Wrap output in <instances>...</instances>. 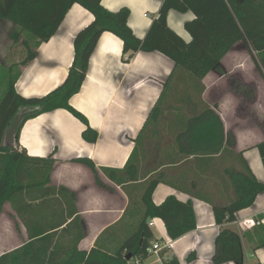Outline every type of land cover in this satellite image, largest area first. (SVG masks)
Returning <instances> with one entry per match:
<instances>
[{
    "label": "crops",
    "instance_id": "0c3cea01",
    "mask_svg": "<svg viewBox=\"0 0 264 264\" xmlns=\"http://www.w3.org/2000/svg\"><path fill=\"white\" fill-rule=\"evenodd\" d=\"M163 1L102 0V4L111 11L129 8L128 24L138 37L144 38ZM93 18L88 9L75 3L57 32L39 46L37 56L26 64L17 62L19 76L15 87L20 95L44 96L63 83L74 60V39ZM193 18L191 11L181 13L170 10L168 24L186 42H190L192 36L185 23ZM238 44L222 60L228 73L213 70L202 80L205 89L201 103L196 90L190 87V74L181 68L175 71V64L169 57L158 51H139L128 58L123 55V40L112 32H104L90 57L81 89L70 99L71 105L83 113L90 127L98 132L97 141L89 142L83 137L87 125L65 108L31 117L22 125L18 138L16 133L14 137H11L12 133L10 135L23 155L52 157L55 164L50 182L40 187H30L16 198L18 209L10 201L5 203L0 215V234L1 230H8L20 243L4 251L2 245L4 241L8 243L6 237L0 244V255L14 250L29 239L23 217L32 230L33 222L40 223L37 226L40 230L48 224L58 225L66 219L69 223L79 215L84 236L78 248L89 251L98 241L99 245L113 249L120 240L136 230L144 211L142 195L145 187L150 180L159 179L153 191V202L161 204L169 195H175L184 202L191 200L197 221L195 230L174 240L168 236L161 218L150 217L147 220L154 221L149 226L155 236L151 246L155 241L171 243L170 248L164 249V258L176 256L181 264H215V239L221 228L226 227L241 236L245 264L264 263V246H260L264 241V226L245 228L238 222L254 215L264 217V192L257 196L251 207L239 211L236 220L223 225L217 224L213 210V204L222 206L235 197L225 169H239L238 154L243 155L257 179L264 183V164L257 148L264 141V130L248 116L244 117L236 100L228 97L231 96L229 79L236 71L228 68L226 61L232 60L236 64V56L229 55ZM245 79L248 80L246 75ZM166 83L170 85L171 92L162 104L163 118L144 131L140 142L145 122ZM256 104L255 100L249 101V115H253ZM206 106L219 114L226 134L234 133L236 142L231 147L234 153L229 151L222 158L220 154L186 157L174 143L178 129L175 122L181 114L192 115ZM37 110L21 107L11 128L15 124L16 131L24 117ZM158 142L163 144L158 145ZM133 153L132 165L126 170ZM79 157L89 158L95 163L102 186L97 183L93 169L73 161ZM105 168L122 172L116 174L118 179L114 180ZM130 175H136L137 180H132ZM62 186L75 195L73 197L71 193L78 214L71 218L67 207L71 208L73 204L66 201L70 192H59ZM1 223H4L3 227ZM66 227L67 224H64L57 229V239L62 245L72 244V237L79 232L75 228L69 232L62 231ZM154 256L159 259L145 262ZM162 259L160 252V257L150 254L142 262L163 264Z\"/></svg>",
    "mask_w": 264,
    "mask_h": 264
},
{
    "label": "trees",
    "instance_id": "16d2710c",
    "mask_svg": "<svg viewBox=\"0 0 264 264\" xmlns=\"http://www.w3.org/2000/svg\"><path fill=\"white\" fill-rule=\"evenodd\" d=\"M75 3L88 9L94 18L74 39L75 56L63 83L47 95L24 97L15 87L18 72L11 76L13 69L18 71L19 63L9 65L7 68L10 72L3 76L2 85H6V89L0 93V215L7 201L17 208L16 198L24 191L50 182L55 164L52 157H28L13 143L3 145L4 135L21 107L38 110L24 117L16 129L17 138L27 119L47 111L65 108L87 125L83 137L89 142L97 141L98 132L90 127L86 116L71 105L70 99L81 89L90 57L104 32H112L123 40V55L129 56L128 58L139 51H158L169 57L175 64V71L181 68L190 74V87L196 90L201 103L205 89L202 80L213 70L221 74L226 73L222 60L239 42L244 43L264 78V0H164L144 38L138 37L129 26V8L111 11L103 6L102 0H0V21L8 20L14 24L11 36L15 43L24 36L22 44L26 48V56L20 64H26L37 56L39 46L49 41L57 32ZM170 10L193 12L194 18L185 23V28L192 36L190 42H186L170 28ZM5 65L1 64V67ZM173 75L174 71L170 80ZM170 92L171 87L166 83L160 99L145 122L140 142L143 140L144 131L163 118L162 104ZM217 107L216 105L215 108ZM175 123L178 129L174 143L186 157L220 154L222 158L229 151L234 153L231 147L236 142L235 135L233 132L225 133L224 124L213 108L206 106L192 115L181 114ZM257 148L264 164V141L259 143ZM133 158L134 153L126 170L131 167ZM73 161L84 163L93 169L97 183L102 186L95 163L91 159L79 157ZM238 164V170L233 167L225 169L234 188L235 197L222 206L213 204L215 219L219 225L236 220L237 213L251 207L257 196L264 192V183L257 179L242 154H238ZM105 170L114 180L118 179L116 174L122 172L111 168ZM130 178L133 180L136 175H130ZM158 183L159 179H152L147 184L142 195L144 211L136 230L120 240L113 249L103 247L97 241L89 251L80 250L78 243L84 236V228L79 215L69 223L66 219L58 225L48 224L40 230L37 227L40 223L33 222L32 230L23 217L29 239L23 245L2 254L0 264H132L135 258L143 264L142 261L150 256L148 249L155 238L147 222L150 217L161 218L168 236L174 240L197 228L191 200L184 202L175 195H169L161 204L153 202V191ZM64 190L70 192V195L67 193L66 201L73 204V207H67L68 216L71 218L78 214L73 198L75 195L63 186L58 191ZM194 195L199 197L198 194ZM18 212L21 215L20 211ZM64 224H67V227L62 231L79 229L78 235L72 237V244L69 245H62L57 239V229ZM260 246H264V241ZM129 254H132L130 259L127 258ZM161 255L163 264H181L176 256L164 258V250ZM213 262L245 264L242 239L236 231L221 228L215 239Z\"/></svg>",
    "mask_w": 264,
    "mask_h": 264
},
{
    "label": "rangeland",
    "instance_id": "374dc122",
    "mask_svg": "<svg viewBox=\"0 0 264 264\" xmlns=\"http://www.w3.org/2000/svg\"><path fill=\"white\" fill-rule=\"evenodd\" d=\"M13 30L14 24L12 22L8 20L0 21V93L4 92L6 89V85H2V80L4 74H8V72H10L9 68L7 67H9V65L12 63L21 62L26 56V48L22 44L24 36L20 37L19 41L15 43L13 37L11 36ZM231 55L232 57L235 55V59L237 61L235 62L236 66L234 65V62L232 63V60L226 61L227 67L233 68L236 71L230 76L229 79L231 96L228 97L236 100L237 104L239 105L240 113L244 117L248 116L255 124H257L259 128L264 130V78L261 76L254 59L243 42H239V44L229 56ZM1 64H6V67H1ZM17 72V69H13L11 76L17 74ZM226 73L228 72L226 71ZM245 75L248 80L245 79ZM250 100H255L257 103L253 109V115H249V111L247 110ZM11 133L13 134L11 137H14L16 133L15 124L12 126V128L10 126V128L7 130V134L4 135L3 145L8 144V142L15 144L14 139L10 137ZM161 144H163V142H158V145ZM1 226L3 227L4 223H1ZM11 236L12 233L8 230H1L0 244L6 239V237L8 238V243L4 241V245H2L4 247V251L17 246L20 243L19 239ZM163 241L165 242L164 237ZM248 257L250 260L251 258L249 255ZM154 258L158 259L156 256H154L145 262H151ZM152 264L161 263L155 262Z\"/></svg>",
    "mask_w": 264,
    "mask_h": 264
},
{
    "label": "built area",
    "instance_id": "2783aa9c",
    "mask_svg": "<svg viewBox=\"0 0 264 264\" xmlns=\"http://www.w3.org/2000/svg\"><path fill=\"white\" fill-rule=\"evenodd\" d=\"M240 222L241 226L245 228H254V227H259V226H264V217H258L257 215L247 217L244 219L238 220ZM154 223L153 220H149L148 224L149 226H152ZM171 243L166 242L162 244L159 241H155L152 246L148 249L149 254H155L158 257H160V252L166 248H170ZM159 259V258H158ZM132 264H142L141 261L138 258H135L132 260Z\"/></svg>",
    "mask_w": 264,
    "mask_h": 264
},
{
    "label": "water",
    "instance_id": "95a60500",
    "mask_svg": "<svg viewBox=\"0 0 264 264\" xmlns=\"http://www.w3.org/2000/svg\"><path fill=\"white\" fill-rule=\"evenodd\" d=\"M131 257H132V254H129V255L127 256L128 259H130Z\"/></svg>",
    "mask_w": 264,
    "mask_h": 264
}]
</instances>
